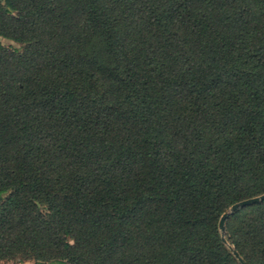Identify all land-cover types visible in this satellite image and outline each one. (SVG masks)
Returning a JSON list of instances; mask_svg holds the SVG:
<instances>
[{
	"label": "trees",
	"instance_id": "obj_1",
	"mask_svg": "<svg viewBox=\"0 0 264 264\" xmlns=\"http://www.w3.org/2000/svg\"><path fill=\"white\" fill-rule=\"evenodd\" d=\"M0 261L264 264V0H0Z\"/></svg>",
	"mask_w": 264,
	"mask_h": 264
},
{
	"label": "water",
	"instance_id": "obj_2",
	"mask_svg": "<svg viewBox=\"0 0 264 264\" xmlns=\"http://www.w3.org/2000/svg\"><path fill=\"white\" fill-rule=\"evenodd\" d=\"M262 200H264V194H261V195H258V196H254V197H250V198H246V199L240 200V201L232 204L230 206L229 210L221 215V217L219 219V222H218L219 230L221 232L224 231V220H225V218H227V216L229 214H231L232 212H234L237 208L243 207V206H246V205H251L253 203L260 202ZM233 254L240 261L241 264H246L243 261V259H241V257L235 251H233Z\"/></svg>",
	"mask_w": 264,
	"mask_h": 264
},
{
	"label": "rangeland",
	"instance_id": "obj_3",
	"mask_svg": "<svg viewBox=\"0 0 264 264\" xmlns=\"http://www.w3.org/2000/svg\"><path fill=\"white\" fill-rule=\"evenodd\" d=\"M0 44L6 47L20 49V45L13 40L0 37ZM32 261H0V264H32Z\"/></svg>",
	"mask_w": 264,
	"mask_h": 264
}]
</instances>
